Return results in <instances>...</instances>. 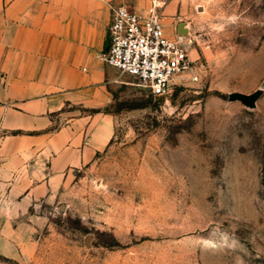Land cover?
<instances>
[{
  "label": "rangeland",
  "instance_id": "1",
  "mask_svg": "<svg viewBox=\"0 0 264 264\" xmlns=\"http://www.w3.org/2000/svg\"><path fill=\"white\" fill-rule=\"evenodd\" d=\"M120 2L157 4L191 69L161 96L114 69L112 136L15 218L0 264H264V91L227 99L264 84V0Z\"/></svg>",
  "mask_w": 264,
  "mask_h": 264
},
{
  "label": "crops",
  "instance_id": "2",
  "mask_svg": "<svg viewBox=\"0 0 264 264\" xmlns=\"http://www.w3.org/2000/svg\"><path fill=\"white\" fill-rule=\"evenodd\" d=\"M120 1L0 0V253L16 250L15 218L51 201L113 134L102 107L116 68L101 53Z\"/></svg>",
  "mask_w": 264,
  "mask_h": 264
},
{
  "label": "built area",
  "instance_id": "3",
  "mask_svg": "<svg viewBox=\"0 0 264 264\" xmlns=\"http://www.w3.org/2000/svg\"><path fill=\"white\" fill-rule=\"evenodd\" d=\"M107 35L108 47L101 53L104 62L135 76L154 95L168 93L174 76L191 69L182 36L166 31L155 3L144 13L123 3L111 5Z\"/></svg>",
  "mask_w": 264,
  "mask_h": 264
},
{
  "label": "water",
  "instance_id": "4",
  "mask_svg": "<svg viewBox=\"0 0 264 264\" xmlns=\"http://www.w3.org/2000/svg\"><path fill=\"white\" fill-rule=\"evenodd\" d=\"M264 91V84L258 86L251 92H242V91H231L227 94L228 100H239L248 107H254L256 104V99Z\"/></svg>",
  "mask_w": 264,
  "mask_h": 264
}]
</instances>
